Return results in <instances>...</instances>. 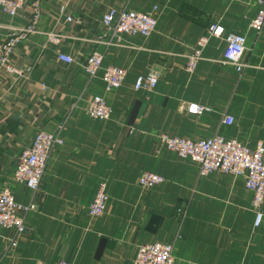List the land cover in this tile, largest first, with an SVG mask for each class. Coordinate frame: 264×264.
Returning <instances> with one entry per match:
<instances>
[{"label": "crops", "instance_id": "1", "mask_svg": "<svg viewBox=\"0 0 264 264\" xmlns=\"http://www.w3.org/2000/svg\"><path fill=\"white\" fill-rule=\"evenodd\" d=\"M33 1L14 18L0 11V46L7 28L30 23ZM155 7L152 36L108 44V10L147 13ZM259 9L256 0H42L38 32L18 45L12 61L20 74L0 68V191L9 188L17 202L38 204L25 217V234L0 228V264H133L140 246L157 243L173 246L175 264H264V223L254 227L245 180L201 177L197 164L158 139L219 135L252 150L264 144V32L250 28ZM216 22L225 36L246 37L247 67L239 73L224 65V38L212 39L189 73V56ZM51 32L62 36L60 46L48 43ZM94 52L104 62L91 78L83 64ZM58 54L74 62H61ZM109 66L127 71L124 85L111 92L102 80ZM149 72L159 76L156 89L137 91V78ZM95 96L113 109L109 120L88 116ZM191 105L210 111L193 114ZM226 116L232 125L223 123ZM39 130L62 136L65 144L53 151L35 196L15 183L14 173ZM143 172L166 182L143 189ZM103 182L108 209L91 218L88 209Z\"/></svg>", "mask_w": 264, "mask_h": 264}, {"label": "built area", "instance_id": "2", "mask_svg": "<svg viewBox=\"0 0 264 264\" xmlns=\"http://www.w3.org/2000/svg\"><path fill=\"white\" fill-rule=\"evenodd\" d=\"M29 0H0V11L12 18L19 15ZM260 8L256 17L251 21L250 28L256 33L264 32V0H256ZM42 0H34L32 3L33 17L27 26L16 28L9 27V35L4 44L0 46V68L7 74H20L12 61L18 45L36 34L37 25L41 18ZM68 22L73 18L68 17ZM103 24L110 34V43L115 40L121 43L124 36H140L149 38L158 26V7L152 11L141 13L128 9H110L103 16ZM226 43L223 64L229 65L241 73L247 67L243 57L247 51L246 37L241 34H229L225 36V28L218 22L213 23L208 33L202 36L188 58L186 70L195 72L199 62L203 59V51L212 39H222ZM101 41L102 39L99 38ZM47 41L54 46H60L62 36L54 32L47 34ZM61 62L72 64L74 59L65 54H58ZM104 56L98 52L92 53L83 64L85 73L95 78L102 70ZM127 71L123 68L109 66L104 69L102 80L107 92L120 89L125 82ZM159 82V76L155 72L139 76L135 82L137 91L153 92ZM188 110L193 114H201L210 111L208 108L191 105ZM113 109L107 100L101 96H95L90 102L87 114L94 120L106 121L112 116ZM234 119L230 116L224 118L223 123L230 126ZM162 146L177 154L181 160H189L199 167L201 177H208L214 173H221L233 177H241L245 180L248 191L253 194L252 207L255 212L254 227L260 228L264 223V144L260 143L255 149H250L236 140H227L222 136H214L204 140H190L168 135L158 137ZM65 144L60 135H54L44 130H39L31 144L22 149L17 167L14 173V181L25 185L36 196L40 190L42 179L48 167V161L53 151ZM166 179L151 172H143L139 178V185L143 189H151L162 185ZM107 183L98 186L93 202L90 204L88 214L91 218L102 217L107 209L110 196L107 191ZM38 210V204L32 202L24 205L15 199L9 188L0 191V228L14 230L16 236L27 232L25 217ZM17 242H11V248L16 247ZM5 253L0 252V262ZM55 264H71L67 260H59ZM133 264H175L173 246L169 244H146L139 247Z\"/></svg>", "mask_w": 264, "mask_h": 264}]
</instances>
